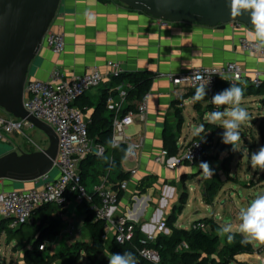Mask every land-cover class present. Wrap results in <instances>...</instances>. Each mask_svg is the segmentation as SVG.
I'll use <instances>...</instances> for the list:
<instances>
[{
  "label": "crops",
  "instance_id": "crops-1",
  "mask_svg": "<svg viewBox=\"0 0 264 264\" xmlns=\"http://www.w3.org/2000/svg\"><path fill=\"white\" fill-rule=\"evenodd\" d=\"M52 30L64 34L66 49L57 55L44 45L30 79L46 80L55 69L64 72L68 78L82 75L93 67L106 72L109 61L122 63L126 73L149 72L153 75L151 90L147 94L146 120L137 119L127 129L129 136L143 139V146L137 151L135 159L125 158L122 162V170L130 172V177L128 188L121 193L114 214L127 216L144 235L153 233L157 236L159 233H171L166 223L175 212L177 220L174 226L181 228L178 221L182 214L177 213V204L182 197L178 187L182 184L183 177L188 179L196 172H199L197 177L201 175L202 171L198 168L201 162L178 163L175 157L168 156L163 159V152L166 151L163 132L166 126L172 127L177 134L179 145L183 147L196 137L192 134L194 126L204 125L206 129L208 114L216 110L223 111V106L218 109L212 105L210 95L206 92L205 99L199 102L200 109H196L195 104L189 101L194 95L190 93L196 89L175 87L169 75H179L194 67L223 66L235 62L243 71V79L232 82L244 89L241 107L255 110L258 104L264 105V94H246L247 88L253 86L254 73L260 71L264 74V57L242 49L239 43L241 38L248 39L247 33L252 27L245 24L237 26L236 23L213 27L173 23L131 9L116 0H62ZM262 86L264 88V77ZM119 87L120 85L113 83L112 78H106L100 86L77 100L76 104L85 113L89 125L100 126L101 120L111 114L108 107L104 110L98 109V104L104 94L117 91ZM115 96L118 100V93ZM141 102L132 100L131 103L138 106ZM126 105L125 102L124 106ZM177 108L181 109L184 118L180 130L177 128ZM214 125L216 133L220 128L223 129L219 122ZM205 134L215 136L210 129H207ZM11 137L5 143L11 144L15 150L16 145ZM217 150L214 147L209 148V157L203 160L208 162L214 171L223 170L220 158H216ZM158 157L162 158L161 161L156 160ZM85 165L89 169L85 183L90 191L101 183L108 187H115L120 183L116 179V171L107 167L106 161L91 162L86 159ZM58 175L59 172L52 179ZM44 183L45 180L25 182L19 184V188L28 190ZM17 188L13 181L0 180V195ZM39 212L42 214L39 215ZM85 218L86 213L80 205L68 201L63 206L50 204L38 208L28 226L34 223L43 227L46 231L43 250L53 254L78 241L92 242L84 227ZM55 220L57 222L53 224ZM2 221L4 218L0 217V224ZM187 223L189 225L185 228L191 229L190 222ZM24 226L21 225L18 229ZM2 236L7 240L5 234ZM114 240V233L111 231L105 240L106 255L112 253ZM7 243L9 244L8 240ZM20 244H26V240H21ZM17 245L18 242L14 247ZM24 252H27V249L22 251V258ZM106 255L104 256L107 257ZM263 258L261 250L255 249L252 254L236 255L233 261L238 264H255L256 260L261 263Z\"/></svg>",
  "mask_w": 264,
  "mask_h": 264
},
{
  "label": "built area",
  "instance_id": "built-area-1",
  "mask_svg": "<svg viewBox=\"0 0 264 264\" xmlns=\"http://www.w3.org/2000/svg\"><path fill=\"white\" fill-rule=\"evenodd\" d=\"M234 23L237 26L244 25L241 22ZM239 43L242 49L264 57V48L256 49L249 39L241 38ZM44 45L54 54H61L66 49L65 36L63 33L49 30L44 36L42 47ZM107 67L106 72L93 67L82 75L72 78H68L61 70L55 69L46 80L34 78L27 81L24 107L30 114L49 124L58 135L59 148L54 167L58 169L59 175L42 186L28 190L14 189L0 195V217L9 220L11 229H17L22 223L32 221L33 213L43 206L50 204L63 206L68 201L77 205L89 202L90 210L97 218L105 221V239L111 231L120 244L132 239L135 224L125 215L114 214L121 193L128 188V179L121 181L115 187H108L105 183H101L90 191L82 181L80 173V164L89 154L96 152L102 155L105 150L96 146L90 138L89 120L82 109L76 105V101L90 90L100 86L106 78L110 79L126 72L123 64L117 61H109ZM219 73H226L233 77L231 82L243 79V71L235 62L223 66L194 67L188 72L169 75V77L173 85L180 89H196L200 84L207 85L206 92L210 95L211 101L218 82L222 80ZM263 77L262 72L256 71L252 78V85L257 89L260 88L263 85ZM125 87H128V84L123 82L117 89L118 100L113 94L114 91L110 92L106 105L114 113L112 143L134 146V152L127 158L135 159L137 151L143 146V139L129 136L127 129L137 119L146 120L148 98L146 96L142 100L136 111H128L121 116L127 94ZM33 128L34 125L30 122L9 115L0 108V141L7 142L12 135L16 133L24 135L26 130ZM206 143V137L192 140L182 147L175 159L178 163L202 162L206 157ZM163 154L165 159L167 152L164 151ZM161 159L158 157L156 160L161 161ZM135 172L132 171V173ZM191 229L205 230L206 225L202 221H196L191 224ZM155 237L153 233L145 235V238L141 240L143 247L139 249V255L153 264H160L159 252L148 245L155 240ZM182 247H186V244ZM44 248L45 245L40 246L41 250ZM261 264H264V258Z\"/></svg>",
  "mask_w": 264,
  "mask_h": 264
},
{
  "label": "trees",
  "instance_id": "trees-1",
  "mask_svg": "<svg viewBox=\"0 0 264 264\" xmlns=\"http://www.w3.org/2000/svg\"><path fill=\"white\" fill-rule=\"evenodd\" d=\"M106 2L109 0H101ZM112 81L114 84L120 85L121 83H127V94L126 103L127 105L123 107L121 116H124L128 111H136L138 106L132 104V100L142 101L151 90L153 75L149 72H137V73H122L118 76H113ZM231 81L220 80L213 95L223 91L231 86ZM264 88H255L254 86H249L246 90V94L261 95L264 94ZM118 92L114 91V95ZM191 92L190 94H194ZM108 93L104 94L100 103L98 104V109H106V101ZM84 96V95H83ZM77 102V101H76ZM200 102V101H199ZM195 103V108L200 109V103ZM212 104V103H211ZM77 105V104H76ZM214 105V104H212ZM216 107V105H214ZM177 128L180 130L184 118L180 108H177ZM113 120L114 113L102 119L100 126L89 125V135L93 140L94 144L98 147L104 148V154L100 155L96 152L89 154L80 164L81 179L85 183L86 178L89 175V169L86 168L87 161H106V166L110 167L112 171H116V179L124 181L129 179L130 172H124L122 170V162L125 157V149L127 145L121 144L119 147L112 146V136H113ZM216 126L214 124H206L205 132L196 136L194 139H200L204 136L207 129L211 130L212 134L216 133ZM164 146L168 157H176L182 147L179 145V140L176 132L172 127L166 126L163 132ZM193 139V140H194ZM209 145L206 143L205 153L208 158ZM107 157V160L105 159ZM187 163V162H186ZM186 178L183 177V181ZM184 199V196L182 197ZM181 199V200H182ZM184 205V203L182 204ZM48 207V206H47ZM83 212L86 213V218L84 220V227L86 232L91 236L92 242L78 241L71 246L67 247L68 250L65 253H47L45 250H41L40 246L43 244L46 238V231L43 227L33 224L31 225V230L24 233L22 229H11L9 227V220H4L0 224V239L3 234L6 235L8 242L18 239L19 234L23 233L24 237L21 239L26 240V244L33 243L32 248L26 253L28 264H79L82 258V254L85 253L90 262L97 264H109V260L104 256L105 253V221L97 218L95 213L90 210V203L84 202L80 205ZM179 211V209H178ZM36 211L33 213V218ZM177 220V215L172 213L167 221V226L170 228V234L159 233L155 240L150 242L149 247L157 250L161 257L160 264H230L234 257L239 254H252L255 252V248L252 243H243L244 237L239 234H232L233 240L231 242L227 241L222 249L219 257H214L220 246V236L217 233L219 224L214 221L213 218H205L202 220L206 225V229H186V228H176L174 226ZM31 222V221H30ZM30 222H26L24 225H28ZM57 220L53 221L55 224ZM135 232L131 240L124 244L118 243L116 240L113 242L112 253H124L131 252L135 255L137 259V264H153L139 255V249L143 246L141 240L145 238V235L141 232L140 228L135 225ZM18 241V244H20ZM186 244V247H182ZM15 248V247H14ZM66 255V256H65Z\"/></svg>",
  "mask_w": 264,
  "mask_h": 264
},
{
  "label": "water",
  "instance_id": "water-1",
  "mask_svg": "<svg viewBox=\"0 0 264 264\" xmlns=\"http://www.w3.org/2000/svg\"><path fill=\"white\" fill-rule=\"evenodd\" d=\"M116 1L173 23L213 27L241 22L252 27L251 10L242 11L240 16L233 19L227 0ZM61 2L62 0H0V108L9 115L30 122L49 140L47 148L32 152H18L13 147L0 143V180L15 182L17 190L20 189L19 184L43 180L47 175L45 181L50 182L57 174L54 166L59 148L58 135L49 124L26 110L24 93L26 83L33 75L44 36L52 30Z\"/></svg>",
  "mask_w": 264,
  "mask_h": 264
},
{
  "label": "rangeland",
  "instance_id": "rangeland-1",
  "mask_svg": "<svg viewBox=\"0 0 264 264\" xmlns=\"http://www.w3.org/2000/svg\"><path fill=\"white\" fill-rule=\"evenodd\" d=\"M255 108V110H247L251 119L241 126V140L236 145L235 151L232 145L222 143L224 129L220 128L215 136L210 134L204 136L207 138L209 148L218 149L216 158H220L223 170H215L212 177H206L203 173L197 177L196 174L199 172H196L195 175H190V178L185 179L179 185V195L184 196V199L177 204L179 209L177 213L182 214L178 221L179 227H187L189 225L187 221L192 224L198 220L213 218L219 223V227L230 222L233 229L232 234L243 236L238 231L239 211L241 208H246L258 195L264 194V171L258 168L253 169L250 164L251 154L264 146V105L261 103ZM11 139L16 145L15 151L18 152H32L47 148L49 145L47 136L36 127L26 130L24 135L16 133L12 135ZM0 143L13 147L2 141ZM216 152L214 151V153ZM54 169L58 172L56 167ZM183 203L184 205H182ZM40 214L42 213L39 212ZM31 228V226L25 225L23 232H29ZM19 235L17 240L9 244L4 236L1 237L0 264H28L26 253L32 248L33 243L19 244L13 250L16 243L24 237L23 233ZM227 241V236L220 237V246L214 257L220 256ZM252 244L264 255V245L256 242H252ZM24 249H27V252H24L22 258L21 253ZM67 250L66 247L59 253L64 254ZM79 264H97V262L91 263L88 256L83 253ZM231 264L238 263L233 261ZM255 264L261 263L256 260Z\"/></svg>",
  "mask_w": 264,
  "mask_h": 264
},
{
  "label": "clouds",
  "instance_id": "clouds-1",
  "mask_svg": "<svg viewBox=\"0 0 264 264\" xmlns=\"http://www.w3.org/2000/svg\"><path fill=\"white\" fill-rule=\"evenodd\" d=\"M227 6L233 19L240 16L242 11L251 10L252 30L247 33L248 39L256 49L264 48V0H227ZM219 75L224 80L230 81L233 79V77L226 73H219ZM197 79H200V77H197ZM206 86L205 84L197 86L194 95L189 98V101L195 104L204 100L207 94ZM243 94V88L235 83H231L229 88L215 94L210 101L218 109L223 106V111H213L206 117L210 124L220 123V126L224 129L222 143L232 145L234 151L236 150V145L241 140V126L251 119L248 111L241 107ZM189 101L185 102L188 103ZM203 132H205L204 125H199L194 126L192 134L198 136ZM112 146L119 147L114 142ZM124 151L127 158V156L134 152V146L129 145ZM105 159L107 160V157ZM250 164L253 169L258 168L264 171V146H261L256 152L251 154ZM198 168L206 177H212L214 174V170L208 162L202 161ZM239 220L238 231L244 236L242 242H256L264 245V194L258 195L246 208L240 209ZM232 232L233 229L230 222L222 224L217 230L218 235L222 238L227 236L229 242L233 240ZM107 256L109 264H137V259L131 252L110 253Z\"/></svg>",
  "mask_w": 264,
  "mask_h": 264
}]
</instances>
